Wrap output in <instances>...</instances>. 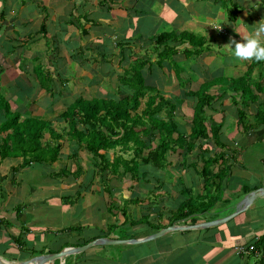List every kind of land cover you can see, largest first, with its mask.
Instances as JSON below:
<instances>
[{"label":"crops","instance_id":"crops-1","mask_svg":"<svg viewBox=\"0 0 264 264\" xmlns=\"http://www.w3.org/2000/svg\"><path fill=\"white\" fill-rule=\"evenodd\" d=\"M221 20L229 23L217 30L213 26ZM258 22L264 23V0H0V95L11 111L48 121L62 133L59 115L68 105L78 97L131 93L122 79L139 65L148 86L181 100L176 120L187 135L197 101L188 95L205 87L213 98L208 124L220 127L221 144L209 140L207 153L197 148L188 159L177 149L180 158L167 161L174 169L153 172L162 180L156 184L151 174L148 181L110 171L99 175L98 160L65 136L57 141L54 162L22 166V156H1L7 133H0V258L20 262L97 238H144L171 224L222 218L245 194L264 187V124L257 115L264 93L255 87L261 72L254 73L253 60L240 61L226 51L230 40L253 35ZM165 32L189 33L196 46L172 42L158 64L162 47L150 42ZM259 38L264 43V34ZM231 62L235 76L226 78ZM250 67L243 93L241 77ZM5 119L0 114V123ZM44 141L56 143L48 132ZM201 154L229 165L220 202L173 220L192 190L204 192ZM136 220L160 228L135 225ZM241 245L254 249L240 254ZM54 264H264V196L218 226L176 230L139 244L97 245Z\"/></svg>","mask_w":264,"mask_h":264},{"label":"trees","instance_id":"trees-1","mask_svg":"<svg viewBox=\"0 0 264 264\" xmlns=\"http://www.w3.org/2000/svg\"><path fill=\"white\" fill-rule=\"evenodd\" d=\"M234 13L235 11L232 12L231 17H234ZM177 40L190 41L196 46V39L189 33L177 35L165 32L151 40L150 44L156 45L157 49L162 47L161 51L160 49L157 51L158 64L161 63L165 47H169L170 43ZM171 51L175 50L171 48ZM262 63L263 65L253 60L251 67L259 65L262 69L264 61ZM251 67L249 72L241 77L244 81L241 89L243 93L244 89L250 86L248 74L252 72ZM139 68V65L133 68L135 72L129 74L128 80L123 77L124 83L132 90L125 96L115 99L76 98L59 115L65 124L62 133L52 128L48 121L35 116H22L18 112L11 111L8 102L0 95V114L6 117L0 123V133H7L1 146V156H22V166L30 163H52L58 158L61 148V144L57 141L65 136L68 140H74L98 160L99 175L110 171L135 180L148 181V175L151 174L153 177V172L166 169L169 152L175 153L177 149H181L188 159L189 154L197 148L202 153H207L209 140H214L217 147L221 146L218 142L220 127L213 123L208 124L206 111L213 98L207 94L205 87L188 95L196 98L197 101L190 121L191 132L187 135L176 120V109L181 100L177 103L178 98L164 96L156 87L148 86L143 81ZM260 75L261 80H257L255 87L264 93V72ZM39 83L45 86L46 81L41 79ZM249 98L254 100L255 96ZM260 106L264 108V102ZM257 115L259 121L264 124V110L260 109ZM241 118L242 113H240ZM47 132L56 141L55 144L44 141ZM223 155V153L218 155V159ZM208 157L202 154L200 156L203 165L200 174L204 179V194L200 195L197 201H201V204L192 206L193 202L187 197V200L180 203L173 220L190 217L200 210L207 211L220 200L222 179L229 165L222 166L217 158ZM216 163L222 167L213 171L212 166ZM153 179L156 184L162 181L154 177ZM145 221L136 220L133 224H144ZM192 222H195V218ZM146 223L152 229L160 228L149 222Z\"/></svg>","mask_w":264,"mask_h":264},{"label":"water","instance_id":"water-1","mask_svg":"<svg viewBox=\"0 0 264 264\" xmlns=\"http://www.w3.org/2000/svg\"><path fill=\"white\" fill-rule=\"evenodd\" d=\"M260 196H264V187L257 188L251 192H248L243 196V198L236 203L235 211L225 217L218 218L211 221L206 222H200L192 225H177V224H171L167 227H164L154 233H151L150 235L144 237V238H131L126 240H119V239H112V238H97L95 240H92L88 242L85 245L79 246V247H69L64 248L63 250L57 252V253H51V254H41L37 256H33L27 260H23L20 262H7L0 258V264H54L56 260L63 259L64 257L68 255H73L77 253H82L89 248L97 245H111V244H139L143 242H148L151 240H155L167 233L176 231V230H183L187 228H208L210 226H218L221 225L236 215L242 213L245 211L252 202Z\"/></svg>","mask_w":264,"mask_h":264},{"label":"clouds","instance_id":"clouds-1","mask_svg":"<svg viewBox=\"0 0 264 264\" xmlns=\"http://www.w3.org/2000/svg\"><path fill=\"white\" fill-rule=\"evenodd\" d=\"M224 23L229 22L228 20H221L213 27L219 30L222 28V24ZM252 31L254 33L253 35L242 36L243 42H237L235 39L230 40L228 43V45H230V50L226 49V51L240 61H264V43H262L259 38L261 34H264V23H256Z\"/></svg>","mask_w":264,"mask_h":264},{"label":"rangeland","instance_id":"rangeland-1","mask_svg":"<svg viewBox=\"0 0 264 264\" xmlns=\"http://www.w3.org/2000/svg\"><path fill=\"white\" fill-rule=\"evenodd\" d=\"M216 38H220V37H216ZM211 45H214V43L212 42L211 43ZM234 63H230V66H227V68H225V71H224V76L226 77V78H228V77H234L235 75H234V72L236 71V69H235V67H234ZM261 65H263V63L261 62ZM246 66H247V64H246ZM254 67H253V71H255L254 73H256V74H258V72H264V66H262V69L259 67V65H253ZM252 71V72H253ZM251 72V73H252ZM183 85H185V83L183 84ZM111 96V95H110ZM112 99H115V97H111ZM142 109V108H141ZM260 109H263L264 110V108L261 106V108ZM186 123H187V120L185 121ZM173 154V153H172ZM171 153H169L168 155H167V159L169 160V161H171V162H175L177 159H179L180 158V156H179V152H176V153H174L173 155H172ZM110 157L112 156L111 154L109 155ZM175 157H177V158H175ZM168 168H171V169H174L173 167H170V165H168L167 166ZM214 170V169H213ZM217 170V169H216ZM215 171V170H214ZM198 177V176H197ZM199 177L197 178V180L199 181ZM186 191V190H185ZM202 194H204V193H202ZM201 194V195H202ZM175 195V194H174ZM209 195H212V194H209ZM196 197H199L198 196V194L195 192V191H191L190 192V196H189V198L193 201V203H192V206H195V205H198V204H201V201H197V198ZM71 200H72V198H70ZM200 199V198H199ZM220 202V201H219ZM218 203V201L215 203V205ZM118 251L116 250V248L115 247H112V256L114 257V258H117V256H118Z\"/></svg>","mask_w":264,"mask_h":264},{"label":"built area","instance_id":"built-area-1","mask_svg":"<svg viewBox=\"0 0 264 264\" xmlns=\"http://www.w3.org/2000/svg\"><path fill=\"white\" fill-rule=\"evenodd\" d=\"M254 248L252 246H246V245H241L237 247V251L240 254H246L249 250H253Z\"/></svg>","mask_w":264,"mask_h":264}]
</instances>
